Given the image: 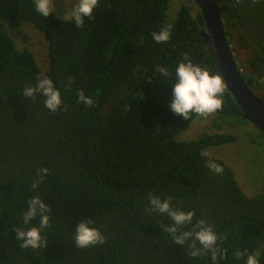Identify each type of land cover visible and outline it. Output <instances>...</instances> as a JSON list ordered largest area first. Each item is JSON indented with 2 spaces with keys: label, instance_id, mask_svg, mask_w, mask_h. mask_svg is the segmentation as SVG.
Instances as JSON below:
<instances>
[{
  "label": "trees",
  "instance_id": "1",
  "mask_svg": "<svg viewBox=\"0 0 264 264\" xmlns=\"http://www.w3.org/2000/svg\"><path fill=\"white\" fill-rule=\"evenodd\" d=\"M221 11L229 42L251 53L242 74L264 98V0H222ZM93 17L78 28L54 12L44 17L35 0H0V264H247L256 252L264 264V192L249 195L225 160L202 155L237 140L225 125L248 120L200 33L199 6L99 0ZM24 22L44 34L47 71L26 45ZM168 25L170 40L155 42L152 33ZM184 54L224 84L223 107L211 121L217 132L192 139L180 137L199 115L185 119L171 109ZM41 76L61 93L56 111L42 91L25 95ZM80 91L91 106L79 101ZM210 160L223 172L210 170ZM150 195L170 197V210L192 212V221L176 225ZM36 196L51 209L46 226L39 211L24 221ZM89 219L105 242L81 248L76 228ZM32 227L40 229L41 246L22 248L17 230ZM204 227L218 237L216 260L195 237Z\"/></svg>",
  "mask_w": 264,
  "mask_h": 264
},
{
  "label": "clouds",
  "instance_id": "2",
  "mask_svg": "<svg viewBox=\"0 0 264 264\" xmlns=\"http://www.w3.org/2000/svg\"><path fill=\"white\" fill-rule=\"evenodd\" d=\"M69 4V0H66ZM99 0H78V4L74 9H70L65 20H75V24L78 28L83 27L85 18L93 19V11L98 6ZM36 11L44 17H49L54 11V0H35ZM222 5V0H221ZM171 25L161 29L159 32H153V40L157 43H166L171 38ZM161 73L164 76L169 75L167 68H161ZM176 82L174 83V100L171 104V109L177 115L183 116L185 119H189L190 114L195 113L199 116L207 117L211 114L216 113L222 109L223 102L220 98L224 84L219 75H211L208 70L202 69L200 66L195 65L190 59L188 54H184L183 60L175 68ZM42 91L44 96L47 98L45 104L49 109L56 111L62 103L61 93L54 86L53 81L48 78L41 76L39 83L35 88H26V96H34L36 91ZM79 101L84 104L91 106L93 100L91 97L85 96L83 91L79 92ZM202 155H207L203 153ZM207 167L219 174L223 172L220 165L215 162L209 161ZM44 173L48 172V169H42ZM44 176L40 177L42 181ZM33 189L38 187V183L32 184ZM161 200L155 195H150L151 204L156 210L161 213H168L175 221L176 225H182L192 221L193 213L184 211H172L170 210L169 200ZM30 205L24 214V221L27 223L33 217L37 215L39 211L42 214L41 225L46 226L49 223V216L44 213L51 212V209L41 200L39 196L31 198L28 201ZM92 220L81 221L76 228L75 241L76 245L81 248H86L91 245L103 244L105 238L100 231L94 227H90ZM203 223V222H201ZM18 239L23 241L21 244L22 248H39L41 246L42 237L40 229L32 227L27 231L18 229ZM170 232H175V227L168 229ZM190 233H185L183 237H176L177 243H184V239ZM196 239L204 246L205 249H212V259L216 260V249L215 245L217 242V235L213 232L210 227H204L202 230L195 233ZM193 257L199 256L200 251L196 250L191 254ZM241 253H237L239 257ZM259 252L249 254L247 256V264H259L257 257Z\"/></svg>",
  "mask_w": 264,
  "mask_h": 264
},
{
  "label": "rangeland",
  "instance_id": "3",
  "mask_svg": "<svg viewBox=\"0 0 264 264\" xmlns=\"http://www.w3.org/2000/svg\"><path fill=\"white\" fill-rule=\"evenodd\" d=\"M77 4L78 0H69V4L66 0H54V13L65 19L69 10L74 9ZM21 27L31 37L26 45L34 52L41 69L47 71L48 43L44 34L31 22H24ZM231 44L239 65L245 71L246 60L251 57V53L239 47L235 48V42ZM214 116L215 114L198 116L180 138L192 139L204 131L217 132L211 125ZM254 126L252 123L236 127L227 124L224 127L225 132L235 134L237 140L210 145L204 151L211 156L222 158L232 166L240 186L249 195L264 192V132Z\"/></svg>",
  "mask_w": 264,
  "mask_h": 264
},
{
  "label": "water",
  "instance_id": "4",
  "mask_svg": "<svg viewBox=\"0 0 264 264\" xmlns=\"http://www.w3.org/2000/svg\"><path fill=\"white\" fill-rule=\"evenodd\" d=\"M188 1L201 10L205 27L200 33L215 58L227 90L242 108L243 118L264 130V99L250 87L239 68L224 27L220 0Z\"/></svg>",
  "mask_w": 264,
  "mask_h": 264
},
{
  "label": "flooded vegetation",
  "instance_id": "5",
  "mask_svg": "<svg viewBox=\"0 0 264 264\" xmlns=\"http://www.w3.org/2000/svg\"><path fill=\"white\" fill-rule=\"evenodd\" d=\"M232 45V44H231ZM232 49L234 50V48L232 47ZM235 54V53H234ZM235 58H236V56H235ZM237 60V59H236ZM238 62V61H237ZM238 65H239V63H238ZM243 69H241V71H242ZM249 84V83H248ZM251 87V86H250ZM252 88V87H251ZM253 89V88H252ZM254 90V89H253ZM256 93H258L256 90H254ZM259 94V93H258ZM260 95V94H259ZM261 96V95H260ZM262 97V96H261ZM264 99V98H263ZM250 122L249 121H247V122H245L244 124H242V125H239V126H248V124H249ZM236 127V126H235ZM255 127V126H254ZM256 128L259 130V131H263L264 132V130H261V129H259L257 126H256ZM222 131H225V129L224 130H222Z\"/></svg>",
  "mask_w": 264,
  "mask_h": 264
}]
</instances>
